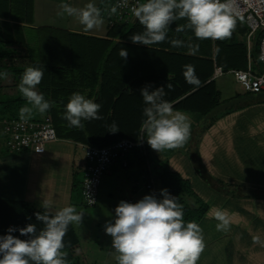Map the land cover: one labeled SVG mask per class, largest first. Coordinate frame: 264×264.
Returning <instances> with one entry per match:
<instances>
[{
	"label": "crops",
	"instance_id": "obj_1",
	"mask_svg": "<svg viewBox=\"0 0 264 264\" xmlns=\"http://www.w3.org/2000/svg\"><path fill=\"white\" fill-rule=\"evenodd\" d=\"M50 1L54 4V0H0V54L11 53L13 64L19 70L24 71L32 66L33 60L39 58L37 45L39 46L40 30L46 28L82 34L101 41L110 40L112 56L115 55L117 60L120 52L116 53L115 45L122 43L137 49L142 47L143 57L138 59L141 68L132 66L135 55L132 54L134 50H131L127 56L128 62L125 63L127 67H115L111 70L112 75L118 74L122 77L167 70V74L172 75L180 68L170 69L164 65L171 54L191 56V66L195 73L209 74V80L215 79L217 66L232 70L247 69L251 65L255 71H262L256 52L260 34L249 36V28L243 19H237L231 38L223 41L198 40L193 35L176 36V24L185 23L180 20L171 25L168 39L148 47L134 44L120 36H109L112 27H108L106 17L101 29L91 31L70 25L40 22V10L54 11L53 7L49 8ZM68 1L74 6L75 0L64 2ZM98 2L100 0L95 3L97 6ZM42 5L46 9H42ZM143 30L141 26L139 31ZM172 38L183 40L184 46L173 47L170 43ZM189 46L197 50H183ZM217 47L220 49L218 53ZM0 59H3L1 55ZM120 61L124 63L123 59ZM154 61L157 62L156 65ZM233 79L235 83L230 85L215 84L220 104L205 116L195 111L173 108L191 120V135L188 140L191 149H186L184 155L175 159V153L165 152L164 158L169 159L170 170L182 174L190 184V190H185L187 193L183 195V200L189 207L191 222L202 229L205 243L197 264H264V246L253 241L257 236L264 240V93H248L234 77ZM19 82L20 78L12 75H8L7 79L0 78V101L7 96L23 97L18 91ZM26 104L27 101L24 100L23 106ZM46 115L35 113L32 117L38 120ZM118 139L130 138L123 136ZM146 146L147 163H151V168L145 169L136 152L130 154L131 161L128 159L127 166L117 161L102 178L95 206L99 201L101 205L109 202L115 209L122 200L135 203L145 195L157 193L162 198L160 190L164 188L160 175L168 166L150 159L151 147L147 141ZM78 150L84 156L83 164L85 163L79 183L81 196L86 158L80 142L72 137L58 136L56 141L47 144L44 153L30 150L10 151L0 142V199L22 200L41 211H44L41 207L43 199L53 201V211L70 206L76 183ZM126 171L132 174L135 182L132 181L124 193L119 191L117 196L116 182L121 180L118 175ZM151 180H154L157 190L155 193L146 188ZM140 181L143 182L145 190L139 188ZM217 209L227 211L231 221L228 231H217Z\"/></svg>",
	"mask_w": 264,
	"mask_h": 264
},
{
	"label": "clouds",
	"instance_id": "obj_2",
	"mask_svg": "<svg viewBox=\"0 0 264 264\" xmlns=\"http://www.w3.org/2000/svg\"><path fill=\"white\" fill-rule=\"evenodd\" d=\"M123 0L120 7L126 6ZM59 16L65 14L75 17L85 31L99 30L104 25L102 9L94 0L83 7H75L62 3ZM117 6L110 9L114 14ZM131 12L143 26V31L132 34L129 39L134 44L151 46L163 43L168 39L172 24L174 31L184 33L191 31L198 40L230 39L237 26L240 15L237 0H145L131 8ZM173 47H182L185 42L179 38L170 41ZM198 48V45L196 46ZM220 51L219 47L216 52ZM128 52L121 49V59H127ZM264 60V54L259 57ZM185 78L189 84L199 86L191 65L185 66ZM44 71L39 67L28 66L18 84V91L27 104L19 109V119L27 122L35 113L43 116L55 101L48 100L37 91ZM7 71L0 72V78L7 79ZM151 85L140 89L143 98L144 119L141 124V139L157 151L173 150L184 147L191 135V120L180 111H174L173 105L164 99L165 87L150 90ZM166 88L172 89L167 83ZM101 104L87 98L80 92L71 94L64 106L62 119L70 128L83 129L82 121L100 120ZM119 131L113 122L109 132ZM160 196L145 195L138 202L120 201L115 208L114 222L105 224V232L112 238V249L115 252L116 264H197L205 243L203 231L194 222H185L183 205L168 189H161ZM41 207L44 211L36 212V220L44 225L37 230L36 224L29 223L22 228L9 227L7 234L0 236V264H69L64 237L69 225H80L84 212H78L75 206H65L53 211V201L43 199ZM215 219L217 231L230 229V217L225 210L217 209ZM19 231L21 239L12 233ZM254 243L264 246L259 236L253 238Z\"/></svg>",
	"mask_w": 264,
	"mask_h": 264
},
{
	"label": "trees",
	"instance_id": "obj_3",
	"mask_svg": "<svg viewBox=\"0 0 264 264\" xmlns=\"http://www.w3.org/2000/svg\"><path fill=\"white\" fill-rule=\"evenodd\" d=\"M114 1L100 0L98 7L102 9L104 17H106L107 11ZM141 26L137 19L131 24H116L110 29L108 35L114 37L120 36L127 40L132 34L139 33ZM76 35L80 37L78 39L74 38ZM175 35L184 37L187 35L194 36L191 31L175 33ZM81 36L86 38L87 41L80 43L82 41ZM42 38L46 39L51 46H46L47 48L43 49V51L39 47V58L33 60L32 66L39 67L44 71L43 79L38 85L39 92L43 93L46 99L56 102L55 106L46 114L50 117L59 137H72L76 142L89 143L95 146L110 145L120 135L135 139L144 119V116L138 112L139 110L141 111L142 105H145L143 98L140 96V89L146 85H151L150 90L164 86L166 92L164 99L170 102L173 108L195 111L204 116L220 104L219 92L216 89L215 81L209 80V74L195 73V76L200 81L199 86H194L187 82L184 75L186 71L185 66L192 64L191 56L171 54L166 59L164 65L170 69L180 68L172 75H168L167 70L160 73L152 72L145 75L140 73L122 77L118 74H111L113 68H125L127 65L125 64V60H123L124 63L120 61L121 57L117 60L115 55L112 56L113 49L112 41L110 40L101 41L82 34L55 29L52 31V29L46 28L40 30V39ZM94 40L95 43H93ZM259 42L260 36L256 49L257 56H259ZM98 43L103 44V48ZM121 45L127 44L120 43V45H115L117 47L116 53L121 51ZM127 46H129L126 49L128 53L134 50L132 54L135 55V51L137 54L135 60H132L134 62H132V66L141 68V63L138 62V59L141 60L143 57L142 47L137 49L135 46ZM185 48H183L184 51H188L189 49L197 50L190 48V46ZM47 51H52V56L42 55V53ZM0 55L3 58L0 59V72L7 71L8 75L21 78L24 71L19 70L13 64V55L9 52L5 54L1 53ZM154 64L156 65L157 62L154 61ZM122 79L124 80L122 81ZM167 83L172 85L171 90L166 88ZM80 84L83 89L87 90V98L101 104L99 115L103 118L108 117V121L101 122L102 119L85 121L83 129L67 126V121L62 119L64 106L71 94L78 90ZM24 100L25 98L21 96H7L4 100H1L0 118H19V109L23 107ZM123 112L126 113L123 115ZM117 116L120 117L118 118ZM115 118L118 119L119 131L111 133L109 132V126ZM135 152L141 164L145 166V169H148V158L146 155L137 151ZM128 159L130 162V155ZM169 172L166 171L160 175L162 187L168 189L171 195L176 190L178 197L179 195H184L185 191L183 192L182 190L184 186L180 185V178ZM173 178L175 180L178 179L172 181ZM179 201L183 205V212L188 213L189 207L185 204L182 196L179 197ZM36 212L42 213L43 211L29 206L22 200L0 199V236L6 235L9 227L22 228L29 223L36 224L39 231L44 225L36 220ZM12 234L21 239H27V237L20 236L19 231ZM79 242L74 225H69L67 234L64 237L65 248L63 249V251L68 253V261L73 260Z\"/></svg>",
	"mask_w": 264,
	"mask_h": 264
},
{
	"label": "built area",
	"instance_id": "obj_4",
	"mask_svg": "<svg viewBox=\"0 0 264 264\" xmlns=\"http://www.w3.org/2000/svg\"><path fill=\"white\" fill-rule=\"evenodd\" d=\"M143 0H127V5L120 7L123 0H115L111 7L117 6L116 13L107 11L108 27L116 24H131L136 20L131 8ZM240 15L249 28V36L259 33V57L264 54V0H237ZM260 60V59H259ZM262 71H255L251 65L247 69H232L235 81L248 93H264V60H260ZM225 73L221 66L215 68L214 77ZM141 136V135H140ZM58 139L56 129L48 115L42 119H29L27 122L19 118H0V142L3 146L14 152L30 150L35 153H44L47 144ZM86 158V168L81 186L83 203L94 207L98 200L99 188L102 178L108 169L117 161L123 166L128 165V157L137 151L146 155V140L140 137L137 140L118 139L105 146H95L81 143ZM151 163L148 162V169ZM146 188L156 192L154 180L146 184Z\"/></svg>",
	"mask_w": 264,
	"mask_h": 264
},
{
	"label": "rangeland",
	"instance_id": "obj_5",
	"mask_svg": "<svg viewBox=\"0 0 264 264\" xmlns=\"http://www.w3.org/2000/svg\"><path fill=\"white\" fill-rule=\"evenodd\" d=\"M65 0H54V4H52V2L50 1L49 3V8L52 9V7L54 8V11L49 10L48 11H41L38 13V17H39V21L40 22H48L50 24H59V25H70V26H74L75 28H78L80 30H84L83 26L78 22V20L75 17H69L66 14L64 16H59L57 15V13L59 11H61L60 9V5L64 2ZM80 1V3H79ZM98 0H94V2L96 3ZM89 2V0H75L74 2V6L75 7H83L84 5H86ZM143 2H145V0H143ZM69 4H71V1H68ZM100 2H98V6H99ZM43 7V5L41 6ZM40 7V9H41ZM42 9H46V6H44ZM80 36L76 35L74 38L78 39ZM87 37V36H86ZM43 39V38H42ZM40 39V44L39 46L37 45V47H40V49L43 51V49H46V46H51V44H49L46 39ZM82 41L80 43H84L86 42V38H84L83 36H81ZM93 43H95V40L93 41ZM100 46H104L103 44H100ZM121 49H128L129 46L127 45H121L120 46ZM103 48V47H102ZM53 52L52 51H47L42 53V55L45 56H52ZM40 55V52H39ZM136 51H135V57H136ZM135 59V58H134ZM128 62V59H126V63ZM225 73L217 78L214 79L215 84H221V83H227L228 85L235 83L234 79H233V74L230 73V69H224ZM219 78H221L219 80ZM82 83V82H79ZM87 90L80 84L79 88L76 92H80L83 95H87L88 92H86ZM133 107V105H132ZM145 107V105H142L141 107V111L139 110L138 112H140V114L143 116V108ZM124 110V109H123ZM126 112H123V115ZM122 114V113H121ZM122 115V116H123ZM19 116V115H18ZM118 117V116H117ZM120 117V116H119ZM118 117V118H119ZM33 119V117L31 118ZM108 121L109 118L108 117H104L102 118L101 122L104 121ZM118 119L115 118L114 121H112L110 124H112L113 122H115L118 125ZM67 123V122H66ZM82 123H85V121H82ZM141 128V125H140ZM140 128L138 129V134L136 136L135 139H131V140H137L140 135ZM119 137H123L122 135H120ZM188 143V142H187ZM187 147V148H186ZM190 150V146L189 143L188 145L185 144L184 147L182 148H178V149H173V150H164L162 152H160L159 154H157V151H152V148H149V156L150 159L160 162L161 165L166 164L165 166H168L166 171L171 173L172 175L177 176L178 178H180L181 180V186L183 185L184 188L182 189L183 192L186 189L190 188V184L186 181L185 178L182 177V174L178 173V172H172L170 170L168 161L169 159L164 158L165 157V152L167 154H174L173 155V159H175L176 157H180V155H184V152H186L185 150ZM171 156V155H170ZM83 158L84 156L82 155V153L78 150V160L76 161V183L74 186V189L72 191V204L71 206H75L77 211H83L85 214L83 216L82 222L80 225H74V228L78 234L79 237V245L78 248H76V252L74 253V259L72 261L69 260V264H116V260H115V252L114 249H112V238L106 234L105 232V224L107 222H114V217H115V209H113V205L111 203L108 202L101 205L100 201L98 202L97 206L94 207H88L86 206L83 202H82V198H80V190H79V183L82 179V172L84 170V166L85 163L83 164ZM164 158V159H163ZM86 161V160H85ZM171 166V165H170ZM166 171H163L162 173H165ZM132 174L129 171L126 172H120L118 177L121 179L119 181L116 182V193L117 196H119V191H125V189L131 185V182H135L134 178L131 176ZM177 178V179H178ZM176 179V180H177ZM175 178L172 179V181H176ZM180 182V181H179ZM178 183V182H177ZM139 188H141V190H145L144 186H143V182L140 181V185ZM190 190V189H189ZM157 191V190H156ZM153 192V191H152ZM115 193V194H116ZM173 196L177 197V201L178 203H180L179 201V197H183V195H179L178 197V192L177 190L172 192ZM185 194L187 193L186 191L184 192ZM123 196V195H122ZM157 198L159 197V194L157 193ZM122 198V197H121ZM181 204V203H180ZM118 206V205H117ZM191 214L188 212H184V220L185 222H191Z\"/></svg>",
	"mask_w": 264,
	"mask_h": 264
}]
</instances>
